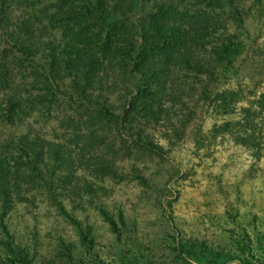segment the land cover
<instances>
[{"label": "rangeland", "instance_id": "374dc122", "mask_svg": "<svg viewBox=\"0 0 264 264\" xmlns=\"http://www.w3.org/2000/svg\"><path fill=\"white\" fill-rule=\"evenodd\" d=\"M52 1H43L50 13L55 10ZM99 1L109 19L108 24L88 26L93 38L96 33L105 38L111 31L118 37L114 46L123 48L121 27L131 31L158 7L175 8L179 17L210 32L200 43H216L233 33L228 42L231 65H219L211 93L196 108H190L187 97L184 108L165 102L161 123L147 129L158 152L130 140L122 143L111 123L86 124L85 116L64 97L24 107L17 127L5 125V133L30 132L63 142L91 136L90 130L102 131L99 148L110 144L116 155H110L113 171L85 162L74 173L56 174V194L39 188L28 200L16 199L0 217V242L9 240L12 247L26 251L31 264L207 263L188 259L181 244L218 254L217 264H264V122H246L241 113L264 94V0ZM62 10L70 15L71 10ZM72 16L48 26L50 39L63 43L66 30L86 25L81 15L76 23ZM125 35L130 39L131 32ZM38 63L43 71L51 65L50 60ZM124 83L107 94L117 111L127 91L144 84L137 76ZM152 86L163 90L160 84ZM32 90L35 95L45 93L39 86ZM220 92L239 95L235 113L217 112L213 98ZM82 237L91 245H83ZM14 262L0 244V264Z\"/></svg>", "mask_w": 264, "mask_h": 264}, {"label": "trees", "instance_id": "16d2710c", "mask_svg": "<svg viewBox=\"0 0 264 264\" xmlns=\"http://www.w3.org/2000/svg\"><path fill=\"white\" fill-rule=\"evenodd\" d=\"M43 1L0 0V217L12 209L16 199L28 200V195L39 188L53 192L54 184L59 182L56 174L61 170L74 173L86 162L113 171L110 155L116 154L110 144L99 148L102 131L90 130L91 136L76 135L63 142L30 132L5 133V125L17 127L24 107L54 103L60 96L64 97L70 108L85 116L86 124L111 123L122 143L130 140L158 152V147L149 140L147 129L161 123L165 102L184 108L183 98L187 97L190 108H196L211 93L209 88L219 76V65L232 62L228 42L233 33L217 39L216 43L207 40L200 43L210 32L202 30L203 24L199 29L189 19L179 17L175 8L163 11L158 7L155 15L147 21L140 19L136 26L130 27L131 31L129 27H121L125 34L131 32V35L130 39L120 35L125 45L120 48L114 46L118 37L111 31L105 38L98 33L93 38L88 33L92 30L90 25L108 24L109 16L105 15L102 1L77 0L80 3L76 5L75 0H53L52 13ZM65 7L71 10L70 15L62 10ZM71 15L75 23L81 15L80 20L86 25L79 31L66 30L67 40L63 43L50 39L48 26L65 22ZM47 60L51 61L50 68L43 71L38 62L45 64ZM132 76L144 84L127 91L117 111L109 104L107 94ZM154 83L163 90H156ZM36 86L45 93L33 94ZM65 92L68 94L64 95ZM213 99L217 112L222 114L235 113L240 102L235 92H220ZM241 113L246 122L257 119L264 122V94L251 101L248 108H242ZM81 243L91 245L85 237ZM0 244L13 255V264H31L28 253L12 247L9 240ZM180 248L182 254L196 262L206 260V264H217L220 259L218 254L196 251L193 246L181 244Z\"/></svg>", "mask_w": 264, "mask_h": 264}]
</instances>
